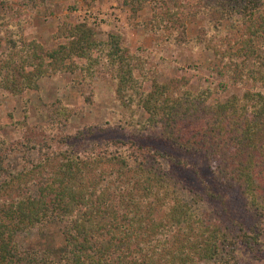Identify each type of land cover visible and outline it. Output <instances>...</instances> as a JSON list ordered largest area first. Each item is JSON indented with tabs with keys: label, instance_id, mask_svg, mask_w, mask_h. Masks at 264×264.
Segmentation results:
<instances>
[{
	"label": "trees",
	"instance_id": "1",
	"mask_svg": "<svg viewBox=\"0 0 264 264\" xmlns=\"http://www.w3.org/2000/svg\"><path fill=\"white\" fill-rule=\"evenodd\" d=\"M47 1L26 0L29 14ZM124 4L134 14L149 5L151 17L141 25L148 35L202 48L213 56L210 70L232 86L251 88L220 98L209 87L192 88L186 77L160 80L159 69L119 35L100 40L85 23L63 21L52 37L63 42L45 48L24 39L25 10L0 0V91L19 97L63 73L79 72L88 85L101 76L112 82L120 108L117 124L106 125L124 137L96 139L107 129L95 125L65 133L80 111L60 101L48 106L47 123L35 128L39 143L22 144L19 170L0 136V264H238V245L258 259L264 233V0ZM211 12L219 20L189 37V23ZM73 140L89 148L77 150ZM181 156L220 175L214 188L205 182L204 195L191 193L194 205L184 199L186 187L176 173L187 165ZM194 172L199 177L200 166ZM226 183L238 188L249 224L233 217L215 193ZM208 197L221 202L224 217L218 207L198 209ZM54 224L63 239L57 252L20 244L21 234H45Z\"/></svg>",
	"mask_w": 264,
	"mask_h": 264
},
{
	"label": "rangeland",
	"instance_id": "2",
	"mask_svg": "<svg viewBox=\"0 0 264 264\" xmlns=\"http://www.w3.org/2000/svg\"><path fill=\"white\" fill-rule=\"evenodd\" d=\"M26 0H12L13 10L23 9L24 19V39L27 41L37 40L45 48L55 47L59 42L53 40V35L57 31V26L63 21L86 24L92 28L98 39L105 40L108 34L113 33L121 37L122 43L132 53L140 52L147 57L150 66L157 67L160 73V80L186 77L189 84L194 89L209 87L216 96L226 97L231 92H241L250 89L251 85L241 87L232 86L226 78L210 70L213 56L202 48L185 49L170 44H163L158 39L148 35L141 27L143 23L149 21L151 17L150 6L146 5L141 12L134 14L130 7L124 4V0H48L44 8L39 13L29 14ZM219 20L215 12L209 15L192 20L188 26L189 37L195 36L201 28L209 30L211 25ZM79 72L73 74L63 73L39 82L37 91H26L22 96H13L5 91H0V136L9 144V160L14 169L22 167V144L26 140L32 143H39L40 137L34 134L36 127L45 125L48 120L47 108L56 101H60L66 107H75L80 111L72 117L65 133H74L84 129L89 125L99 128H106L105 134H97L95 138L121 137L116 130L106 125L118 122L120 108L115 101L114 86L106 78L101 76L94 79L93 84L88 85L80 82ZM148 89V85L145 86ZM26 121L27 126L19 125ZM36 128V129H35ZM35 129V130H34ZM151 137V135H148ZM38 140V141H36ZM77 150L89 148L84 142L71 141ZM150 141L149 143H153ZM31 144V143H30ZM187 165L179 167L177 175L186 187L184 199L192 203L191 193L204 195L205 182L214 188L215 181L220 183V175L210 174L207 167L198 159L192 157H180ZM162 167L169 169L168 162L161 160ZM195 165L200 166L202 181L195 176ZM207 179V180H206ZM191 192H190V191ZM222 195L230 210V214L249 224L243 203L238 193L237 187L224 184L215 193ZM221 202L217 199L206 198L205 203H200L198 209L212 210L213 207L220 208L221 217L225 216L221 211ZM196 207V208H197ZM264 229V220L262 221ZM18 240L23 248L43 251L52 249L56 251L63 246V239L59 225H51L45 234L36 232L28 235H20ZM260 251L258 259H254L252 254L242 245L237 247L238 264H264V233L259 239ZM207 264V263H201Z\"/></svg>",
	"mask_w": 264,
	"mask_h": 264
}]
</instances>
